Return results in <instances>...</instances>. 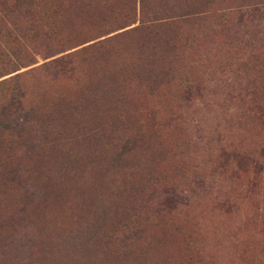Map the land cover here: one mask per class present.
Returning <instances> with one entry per match:
<instances>
[{"label":"rangeland","instance_id":"rangeland-1","mask_svg":"<svg viewBox=\"0 0 264 264\" xmlns=\"http://www.w3.org/2000/svg\"><path fill=\"white\" fill-rule=\"evenodd\" d=\"M199 4L194 10H201L207 19L187 33L190 58L201 76L197 79L193 72L196 85L187 98L179 96L177 74L163 88L169 98L149 110L155 98L145 95L134 77H125L123 88L130 98L126 121L112 124L116 133L101 134L98 121L88 120L78 107L65 110L66 119L59 120L46 138L32 129H25L19 138H0V154L14 162L0 166V264H79L69 257L74 238L68 229L87 220L103 197L121 196L113 190L119 173L104 174L102 168L113 147L122 149L125 144L123 132L133 135L129 140H138L128 147L135 151L139 167L145 170L147 155L149 170H168L177 186L189 173L200 180L192 185L193 193L188 192L189 200L181 203L159 206L162 188L153 195L150 206L169 211L170 221L178 220L185 232H173L165 225L156 228L151 240L158 246L146 252L134 250L130 257L137 258L130 259L132 264H264V170L258 184L246 185L256 173L250 160L262 162L264 169V0ZM103 5L92 0L84 11L71 13V30L63 34L66 44L85 41L84 45L98 33L122 30L117 29L121 21ZM106 12L110 16L100 22ZM114 44L118 56L108 52L96 60L76 61L73 71L56 76L37 66L54 57L43 59V43L36 48L23 45L37 61L16 71L23 75L26 105L45 101L46 107L52 106L68 96L74 100L84 84L93 89L103 75L113 78V68L122 59L132 63L142 42L128 36ZM52 143L61 148L60 160ZM12 169L18 178L11 183ZM30 191L33 198L26 195ZM85 237L78 240L84 242ZM27 238L30 241L24 243ZM112 263L117 264L118 258L102 255L88 264Z\"/></svg>","mask_w":264,"mask_h":264},{"label":"trees","instance_id":"trees-1","mask_svg":"<svg viewBox=\"0 0 264 264\" xmlns=\"http://www.w3.org/2000/svg\"><path fill=\"white\" fill-rule=\"evenodd\" d=\"M100 1L104 4L103 8L109 9L121 21V26L117 29L122 30H114L116 32L112 31L109 35L98 33L86 40L91 41L90 43L82 45L85 41H78L70 46L66 44L68 38L63 34L71 30V13L84 11L92 0H0V138H19L25 129L43 133V138H46L53 133L59 120L66 119L69 111L64 113L65 110L78 107L88 120L98 121L97 130L101 134L116 129L112 124L126 121L124 110L130 98V93L123 88L125 77H134L137 81L135 85L142 88L145 95L155 98V103H150L149 110H154L159 100L169 98L163 88L177 74H180L177 85L179 96H189L196 85L193 72L197 73V79L201 75L197 71L196 61L190 58L188 47L191 40L187 30L198 28L207 19V15L202 14L201 10H194L197 4L206 3V0ZM109 16L110 13L106 12L100 22ZM127 26L129 27L125 28ZM128 36L142 42L140 51L130 64L124 59L119 61L113 68V78L107 79L103 75L93 89L84 84L77 91L74 100H70L68 96L62 97L61 102L55 100L52 106L46 107L45 101L26 105L28 102L23 99L26 90L20 84L23 75L16 71L37 61L23 45L36 48L43 43L42 49L46 51L43 59L54 57L37 66L56 76L73 71L76 61L85 62L89 58L96 60L108 52L118 56L120 50L114 47V43ZM76 46L79 47L70 50ZM56 53L60 55L55 56ZM57 103L64 107L59 108L61 105ZM116 131L111 130L113 133ZM130 136L133 137L131 134L122 133V137L127 138L124 139L126 145L123 144L122 149L114 146L102 168L104 174L119 173L115 176L118 177V184L113 190L121 196L109 200H104L103 197L91 208L92 214L87 220H82L76 227L68 229L73 233L70 238H74L69 249V257L74 262L88 264L92 258L108 255L118 258L117 264H132L130 259L137 258L130 257L134 250L146 252L158 246L151 240V234L156 228L165 225L168 230L176 233L184 231L182 224L178 220L170 221V212L161 211L159 206L168 207L170 203L189 200L188 192L193 193L192 185L196 186L200 180L193 175L195 173H189L181 176L184 177L183 184L177 186L178 180L170 177L168 170H149L150 158L147 155L143 157L145 170L139 167L135 151L128 147V143L138 140H129ZM30 146L49 148L41 143H31ZM52 147L59 158L61 148L54 147L53 143ZM13 163L11 157L0 154V166ZM249 163L256 173L246 185L258 184L259 172L264 170L263 163L251 160ZM175 165L180 166L178 163ZM15 171H8L14 174L11 183L18 178ZM160 188L162 201L159 206L151 207V198ZM26 195L33 198L35 193L30 191ZM187 229L192 230L189 226H186ZM82 235H86L84 242L78 240ZM183 235L185 245L187 248L191 247L187 233ZM29 241L30 238H27L24 243ZM63 243L61 240L60 244ZM81 252L86 256L81 255Z\"/></svg>","mask_w":264,"mask_h":264}]
</instances>
